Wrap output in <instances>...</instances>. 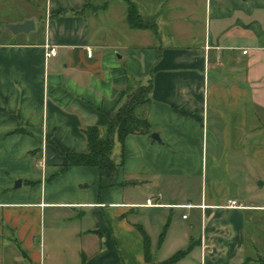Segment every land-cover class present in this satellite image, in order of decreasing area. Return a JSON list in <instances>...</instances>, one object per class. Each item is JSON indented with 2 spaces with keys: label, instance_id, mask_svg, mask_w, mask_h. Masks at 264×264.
I'll use <instances>...</instances> for the list:
<instances>
[{
  "label": "crops",
  "instance_id": "0c3cea01",
  "mask_svg": "<svg viewBox=\"0 0 264 264\" xmlns=\"http://www.w3.org/2000/svg\"><path fill=\"white\" fill-rule=\"evenodd\" d=\"M22 1L44 9L0 41V264H162L180 251L173 264H264V234L248 231L264 203L235 174L264 165V0H132L153 29L128 24L126 0L105 1L106 27L88 24L101 0ZM150 82L163 142L117 140L112 177L66 167L65 153L88 150L85 129Z\"/></svg>",
  "mask_w": 264,
  "mask_h": 264
},
{
  "label": "trees",
  "instance_id": "16d2710c",
  "mask_svg": "<svg viewBox=\"0 0 264 264\" xmlns=\"http://www.w3.org/2000/svg\"><path fill=\"white\" fill-rule=\"evenodd\" d=\"M83 10L85 7L79 12ZM127 21L132 28L153 29L155 27L150 19L143 17L138 12L136 4L132 0L129 1ZM136 86L130 84L127 101L110 115L109 122L105 127L91 125L85 129L88 150L80 153H65L66 167L72 165L97 166L103 174L112 177L118 166L112 158L116 141L124 143L131 134L150 136L153 129L148 119V104L153 85L150 82L148 85L138 84ZM140 230L144 237L145 259L150 261L152 258L151 239L142 228ZM185 252L180 251L162 264H173Z\"/></svg>",
  "mask_w": 264,
  "mask_h": 264
},
{
  "label": "rangeland",
  "instance_id": "374dc122",
  "mask_svg": "<svg viewBox=\"0 0 264 264\" xmlns=\"http://www.w3.org/2000/svg\"><path fill=\"white\" fill-rule=\"evenodd\" d=\"M106 0H101V2H105ZM124 1V0H121ZM129 1L130 0H126V2L124 1V3L129 6ZM31 6V7H30ZM98 6V7H96ZM94 7H89L87 9V13H88V24L90 27L95 26L96 24L98 26L101 27H106L107 25V14L105 11H101V10H105L106 9V2L103 3V5H96ZM104 6V7H101ZM36 9V10H43L44 9V5L43 4H39L36 5L35 7H33L32 5H29L28 2H23L22 0L18 1V0H14L12 3L10 1L7 2H2V5L0 6V41H7L12 39V32L9 28L5 27V24H8V21L14 20V19H18L23 17L24 15L27 14L28 9ZM138 9V8H137ZM92 11H96L99 12L98 14V18H96L95 16H93L91 14ZM101 11V12H100ZM139 12V10H138ZM114 18H112L111 20H113L112 22H114L115 24H118V21L120 19V10H116V12H114ZM95 17V18H94ZM95 20L97 21V23H95ZM117 22H115V21ZM128 22V21H127ZM129 24V23H128ZM126 27H128V25H125ZM92 31V35L94 34L93 29ZM24 37V36H23ZM102 40L106 41V37L103 38ZM121 53H123V51H121ZM135 87H137L136 85H133ZM44 151L42 154V157L44 156ZM41 157V158H42ZM39 163V161H38ZM247 164L244 168H247V174L246 175H242L239 171V169H236V175L239 176L242 180H245L246 178H248V180H246V184L247 187L252 191V192H256L255 194V198L256 200H259L260 202L264 203V186L261 188V183L264 182V165L262 164V157L259 158V160H256L255 162H251L249 161L246 162ZM194 191H196V189H200L201 188V184L199 181H196L193 185H192ZM255 188V189H254ZM192 189V190H193ZM148 194V193H146ZM145 194V196H146ZM181 216V214H180ZM253 228H255L256 230L262 231V233L264 234V215H262V221H259L257 223V225H253L252 223L249 224L248 226V231L253 230ZM262 253L264 254V247H262Z\"/></svg>",
  "mask_w": 264,
  "mask_h": 264
},
{
  "label": "built area",
  "instance_id": "2783aa9c",
  "mask_svg": "<svg viewBox=\"0 0 264 264\" xmlns=\"http://www.w3.org/2000/svg\"><path fill=\"white\" fill-rule=\"evenodd\" d=\"M58 51L59 50H58V46L57 45H52V44H47L46 45V56H47V58L56 56L58 54ZM88 55L89 56H92L93 55V50L90 49V48L88 49ZM38 164L42 168V171L44 172L45 169H46V167H47L45 155L39 160V163ZM147 204L148 205H156V203L153 202L152 199H148L147 200ZM227 206L228 207H238V206H242V204L239 203L235 199H229ZM184 217H186V215Z\"/></svg>",
  "mask_w": 264,
  "mask_h": 264
},
{
  "label": "water",
  "instance_id": "95a60500",
  "mask_svg": "<svg viewBox=\"0 0 264 264\" xmlns=\"http://www.w3.org/2000/svg\"><path fill=\"white\" fill-rule=\"evenodd\" d=\"M5 27L9 28L14 33H20V32H29L33 29H35V23L32 19H28L21 23H8L5 24ZM151 138L163 142V139L158 131H153L150 134ZM21 181H17V184H20Z\"/></svg>",
  "mask_w": 264,
  "mask_h": 264
}]
</instances>
